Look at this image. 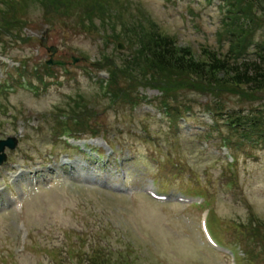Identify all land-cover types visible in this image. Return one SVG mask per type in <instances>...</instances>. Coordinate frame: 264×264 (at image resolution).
I'll return each mask as SVG.
<instances>
[{"label":"rangeland","instance_id":"obj_1","mask_svg":"<svg viewBox=\"0 0 264 264\" xmlns=\"http://www.w3.org/2000/svg\"><path fill=\"white\" fill-rule=\"evenodd\" d=\"M13 1L21 21L15 32L0 25V55L7 57L0 58V83L9 76V70L25 73L20 65L23 63L29 78L45 74L49 55L40 46L43 32L48 35L47 45L57 48L55 60L68 65L64 69L53 67V77H42L47 85L45 89L38 86L37 98L28 83L20 88L5 82L12 90L0 98L8 112V116L0 112V140L15 137L18 144L12 151L5 150L7 160L0 168V189L6 186L0 193V264H232L230 258L214 253L201 241L198 219L200 222L205 207L198 210L181 203L160 204L139 195L132 201L113 196L105 189H95L94 179H86L93 175L87 165L75 171V180L62 173H47L37 188L27 174L15 179L17 172L25 173L32 164L44 165L49 153L61 154L63 159H70L69 163L77 164L79 154L54 138L50 129L58 111L70 112L68 99H81L78 95L95 104V112L85 108L84 114L94 115L90 125L98 129L96 139L87 142L102 147L108 142L115 153L120 152L116 158L126 159V184L139 187L155 180L165 195L204 193L213 207L210 221L214 233L233 247L238 264H264V248L249 243L250 248L235 230L246 227L264 244V146L252 149L245 145L244 155L233 151L237 165L227 168L226 151H219L217 138L228 130L201 111L197 104L206 101L195 92L178 96L190 99L192 112L178 114L177 126H171L167 117H159L160 107L154 100L163 95L160 88L147 81H140L143 86L138 90L153 107L141 103L132 109L95 100L98 81L93 78L107 75L94 73L91 65H97L102 54L112 53L95 33L84 34L70 23L76 21L77 14L104 3L112 6L104 10L107 21L121 32L129 24L141 22L133 15L137 10L177 47L189 49L201 59L207 49L225 51L228 47L223 36L219 40L216 34L225 27L222 23L226 18L230 20L228 36L233 25H238L237 19L249 24L243 30L252 33L241 43L250 53L255 42L264 39V0H74V6L69 0L71 20L63 19L67 17L65 8L56 7L53 1L48 16L41 0ZM4 13L0 5V22ZM246 13L253 19L251 23L243 18ZM48 17L56 22L51 29L46 26ZM63 21L67 25L61 24ZM120 53L116 56L122 57ZM72 58L80 61L72 64ZM18 81L25 82L20 76ZM231 102L237 110L238 101ZM81 133L85 138L91 135L89 131ZM101 154L102 158L107 155L104 148ZM105 182L111 185L115 180ZM11 195L23 199L22 209L8 206ZM254 217L263 220L259 228Z\"/></svg>","mask_w":264,"mask_h":264},{"label":"trees","instance_id":"obj_2","mask_svg":"<svg viewBox=\"0 0 264 264\" xmlns=\"http://www.w3.org/2000/svg\"><path fill=\"white\" fill-rule=\"evenodd\" d=\"M43 1L47 11L51 9L49 3L53 1L56 7L65 8L69 20L73 19L71 13L73 8L69 6V0ZM71 3L74 6V0ZM104 8H106L104 4L96 5L93 11L77 14L73 28L84 30V23L89 27L95 18L103 19ZM139 13L142 18L145 17L141 12ZM243 18H246L249 23L253 21L251 17H247V13ZM236 23L238 25H233L235 29L232 28V37L231 34L228 36L227 25L218 35L219 40L223 36L228 43L226 50L207 49L202 53L201 59L190 53L189 49L177 47L174 41L158 31L123 29L129 54L121 59L123 64L120 66H117L116 59L106 58L109 60V62L106 60L108 65L106 67L111 69L113 78L110 90L116 96L117 104L123 100V94L126 92L121 81H130V90H132L136 86L135 81L146 79V75L148 76L150 72L152 79L147 78L148 82L160 87L166 97L173 98L175 101L180 94L189 90L201 96L216 99L220 104L214 111L220 112V115H224V112L228 110L231 99L238 101L239 104H247L246 110L235 112L236 114L232 111L226 118L232 119L237 129L246 128L252 131L250 136L253 133L264 134V105L255 107L257 101L264 102V42L255 44L248 54L241 39L246 38L247 34L251 35L252 31L243 30L249 24L241 22V19H237ZM8 25L11 28L16 27V23ZM142 66L145 69L143 72Z\"/></svg>","mask_w":264,"mask_h":264},{"label":"water","instance_id":"obj_3","mask_svg":"<svg viewBox=\"0 0 264 264\" xmlns=\"http://www.w3.org/2000/svg\"><path fill=\"white\" fill-rule=\"evenodd\" d=\"M50 51H52V52L54 53L55 50H54V49H50ZM51 64H53V65H58V66H63V65H64V64L61 63V62H52ZM3 145H4V143H1V144H0V152L3 151ZM11 148H14V145H13V144H12ZM4 159H5L4 156H1V157H0V164H1V162H2Z\"/></svg>","mask_w":264,"mask_h":264}]
</instances>
